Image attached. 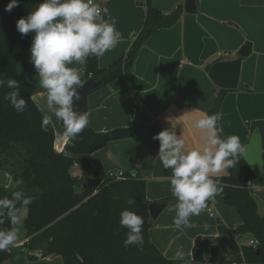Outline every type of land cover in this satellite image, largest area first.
Here are the masks:
<instances>
[{"label": "crops", "instance_id": "crops-1", "mask_svg": "<svg viewBox=\"0 0 264 264\" xmlns=\"http://www.w3.org/2000/svg\"><path fill=\"white\" fill-rule=\"evenodd\" d=\"M97 2L108 10L105 19L116 20L120 32L116 48L99 57V68L107 69L130 51L132 36L143 28L146 8L134 0ZM185 2L153 0L152 5L167 16ZM197 6L195 14L184 13L174 27L160 30L147 42L130 79L118 80L87 97L89 126L95 132L124 128L138 132L136 137L112 142L90 157L102 163L106 174L136 173L148 153L156 154L152 176L144 179L150 204L176 201L170 185L172 170L163 167L157 156L159 142L152 137L171 128L185 141V150L202 146L203 133L194 127V122L201 114L210 115L221 90L210 79L209 70L217 62L239 59L238 53L247 42L252 44V54L242 59L238 88L229 91L223 99L219 125L224 137L239 136L243 150L252 137V125L264 123V0H197ZM225 54L229 55L228 59L220 58ZM72 66L81 73L84 63ZM18 74L23 82L35 84L33 100L41 111H46L47 93L40 87L30 52L20 61ZM176 101L182 107L176 105ZM52 124L56 134L55 150L61 153L66 144L59 138L63 124L55 117ZM241 152L236 156L240 160ZM72 175L80 177L82 168L76 165ZM227 176L228 170H225L214 179ZM0 187L12 190L11 176L0 172ZM218 187L220 189V183ZM249 189L258 201L260 215L264 216V168L261 175L252 180ZM174 216L172 205L165 207L157 220L150 219L149 236L159 252L176 264H194L193 249L197 239L201 241L203 259L208 263L211 248L222 238L219 224L227 229L243 224L236 210L224 204L220 191L206 201L199 215L191 217V226L177 228ZM251 240L250 235L243 236L238 245L249 246ZM28 241L25 231L22 238L8 248L11 258L4 264L62 263L58 257L43 258L41 252L29 253L25 247ZM177 251L184 253L182 260L174 259ZM29 255L35 259L29 261Z\"/></svg>", "mask_w": 264, "mask_h": 264}, {"label": "trees", "instance_id": "trees-1", "mask_svg": "<svg viewBox=\"0 0 264 264\" xmlns=\"http://www.w3.org/2000/svg\"><path fill=\"white\" fill-rule=\"evenodd\" d=\"M152 1L141 5L146 8L145 22L141 32L132 36L133 44L127 54L107 69L99 68V57H90L84 62L82 84L90 79L96 83L89 95L118 80L130 79L143 47L166 28L165 15L153 7ZM9 2L0 0V74L5 79L15 78L21 82L20 93L27 108L23 113L15 111L5 99L12 89L6 85L0 88V172L11 176L13 182L12 190L0 187V198L11 197L12 192L18 190L33 198L23 223L29 239L26 250L41 252L43 258H61V264H176L165 258L150 240L147 183L139 171L124 173V178L117 180L105 173L99 160L90 158L112 142L136 137V130L124 128L97 133L88 124L75 140L65 144L61 153L56 152L53 124L46 131L41 127L42 111L33 100L36 86L23 82L18 74V65L29 52L32 34L22 37L16 30V21L34 10L41 0H19V7L6 12ZM228 92L219 91L210 115L220 113ZM85 110L87 112V98ZM255 129L260 131L264 148V123H254L252 131ZM235 159V166L227 169L228 176L215 180L220 183L224 204L234 208L243 221L236 228L237 235H250L258 245L255 248L242 246L231 253L222 242L229 239V229L219 224L222 238L211 248L210 261H204L201 241L197 239L193 249L194 264H264V216L260 215L258 201L249 189L255 176L243 159ZM76 165L82 168L80 177L72 175ZM21 178L23 184L17 185L16 181ZM129 198H135L136 203L129 206ZM175 203L167 200L163 205ZM126 208L144 219L143 244L128 247L123 244L127 229L121 227L119 220L120 212ZM10 227L13 225L5 220L0 230ZM10 258L8 249L0 251V264ZM34 259L28 256L29 261Z\"/></svg>", "mask_w": 264, "mask_h": 264}, {"label": "clouds", "instance_id": "clouds-1", "mask_svg": "<svg viewBox=\"0 0 264 264\" xmlns=\"http://www.w3.org/2000/svg\"><path fill=\"white\" fill-rule=\"evenodd\" d=\"M19 0H10L5 11L19 7ZM108 10L97 0H41L40 3L16 21V30L23 36L32 34L30 60L39 77L40 87L46 90V111H42L41 127L47 130L53 117L63 124L60 139L71 143L89 124L90 113L81 111L79 89L82 87L81 74L74 64H82L90 57H102L116 48L120 32L116 20L105 19ZM7 86L5 99L18 113L27 108L21 96V82L15 78H3L0 74V88ZM219 112L201 114L194 127L203 133V144L185 150V141L176 131L165 128L152 137L159 142L157 156L165 169H171L170 185L176 203L173 223L177 228L191 226V217L199 215L206 201L215 196L219 173L237 163L235 157L242 151L237 135L223 136L219 125ZM70 155V153H66ZM22 185V178L16 181ZM33 198L23 190L14 191L11 197L0 198V225L5 220L10 225L20 224ZM135 198H129L132 206ZM119 223L126 228L125 247L143 244L144 219L137 212L126 208L120 212ZM19 239V230L10 227L0 230V251L7 250ZM184 253L177 251L175 260H182Z\"/></svg>", "mask_w": 264, "mask_h": 264}, {"label": "water", "instance_id": "water-1", "mask_svg": "<svg viewBox=\"0 0 264 264\" xmlns=\"http://www.w3.org/2000/svg\"><path fill=\"white\" fill-rule=\"evenodd\" d=\"M197 0H186L183 5H179L176 10L165 16V24L167 28L174 27L181 19L182 15L195 14L197 12ZM252 54V44L247 42L239 51V59L234 61L217 62L209 70V77L212 82L221 90L233 91L238 88L242 59L250 57ZM96 87L94 80H88L82 84L79 89L81 101L78 102V107L81 111L85 110V101L90 92ZM176 105L182 107L179 101ZM242 159L246 162L255 177H259L264 168V148L263 140L259 129L253 131L252 137L248 145L242 150ZM156 160L155 153H148L142 161L139 174L143 179H149L152 176L154 163ZM165 205L159 203H152L149 205V216L152 220H157L164 211ZM223 244L229 249L231 253H235L238 249L237 243L232 239H223Z\"/></svg>", "mask_w": 264, "mask_h": 264}, {"label": "built area", "instance_id": "built-area-1", "mask_svg": "<svg viewBox=\"0 0 264 264\" xmlns=\"http://www.w3.org/2000/svg\"><path fill=\"white\" fill-rule=\"evenodd\" d=\"M136 1L137 4L139 5H143L147 2V0H134ZM220 58H225V59H228L229 58V55L225 54V55H220ZM181 64H183V62H181ZM110 178H115L117 180H122L124 178V173L122 172H109L107 174ZM229 233L231 234V239L234 240L237 245H238V242L240 240V236L237 235L236 233V228H231L229 229ZM258 245L257 241H255L254 239H252L250 242H249V246L251 247H256ZM238 248H240V246L238 245ZM232 264H237V263H232ZM242 264H245V263H242Z\"/></svg>", "mask_w": 264, "mask_h": 264}, {"label": "rangeland", "instance_id": "rangeland-1", "mask_svg": "<svg viewBox=\"0 0 264 264\" xmlns=\"http://www.w3.org/2000/svg\"><path fill=\"white\" fill-rule=\"evenodd\" d=\"M23 69H24V68H23ZM23 69H22V74H23ZM81 73H82V72H81ZM81 73H80V74H81ZM24 80H25V77H24ZM27 215H28V211H27L26 214L23 216L21 223H20V224H17V225H14V227L18 228V230H19V239H18V240H20V239L22 238L23 234H25V230H24V228H23V223H24V220H25V218L27 217Z\"/></svg>", "mask_w": 264, "mask_h": 264}]
</instances>
